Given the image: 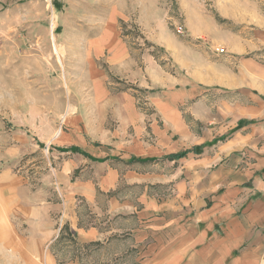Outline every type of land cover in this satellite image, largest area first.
<instances>
[{
  "label": "crops",
  "instance_id": "1",
  "mask_svg": "<svg viewBox=\"0 0 264 264\" xmlns=\"http://www.w3.org/2000/svg\"><path fill=\"white\" fill-rule=\"evenodd\" d=\"M222 32L158 41L174 74L134 58L118 32L100 37L96 107L38 143L48 177L16 170L19 146L0 159V264H58L67 230L82 243L127 238L141 264H264V27Z\"/></svg>",
  "mask_w": 264,
  "mask_h": 264
},
{
  "label": "rangeland",
  "instance_id": "2",
  "mask_svg": "<svg viewBox=\"0 0 264 264\" xmlns=\"http://www.w3.org/2000/svg\"><path fill=\"white\" fill-rule=\"evenodd\" d=\"M263 20L264 0H0V159L7 148L19 146L12 157L16 170L36 182L48 177L46 149L38 143L47 142L69 112L96 107L95 67H105L109 58L107 51L98 58L95 45L101 36L118 32L134 58L149 53L174 74L172 57L158 41L207 45L222 38V31L264 27ZM117 88L136 89L126 83ZM87 211L82 209L85 221ZM54 254L58 264L142 261L141 248L127 238L82 243L68 230Z\"/></svg>",
  "mask_w": 264,
  "mask_h": 264
},
{
  "label": "built area",
  "instance_id": "3",
  "mask_svg": "<svg viewBox=\"0 0 264 264\" xmlns=\"http://www.w3.org/2000/svg\"><path fill=\"white\" fill-rule=\"evenodd\" d=\"M177 31H178L179 34H183L184 33L183 28H179ZM219 52L223 53L224 51L221 49V50H219Z\"/></svg>",
  "mask_w": 264,
  "mask_h": 264
}]
</instances>
